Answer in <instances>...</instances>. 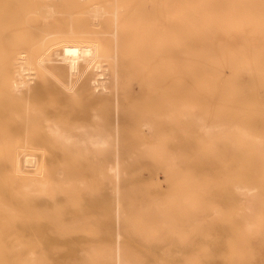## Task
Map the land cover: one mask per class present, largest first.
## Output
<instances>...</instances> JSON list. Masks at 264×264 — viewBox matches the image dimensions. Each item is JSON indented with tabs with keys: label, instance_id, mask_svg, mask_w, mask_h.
Returning <instances> with one entry per match:
<instances>
[{
	"label": "rangeland",
	"instance_id": "obj_1",
	"mask_svg": "<svg viewBox=\"0 0 264 264\" xmlns=\"http://www.w3.org/2000/svg\"><path fill=\"white\" fill-rule=\"evenodd\" d=\"M99 1L110 12L112 0ZM156 7L161 39L156 43L157 60H144L146 74L157 80L155 88L150 84L139 93L133 80L126 84L132 85L135 98L116 97L113 88L97 94L80 88L74 97L62 99V125L65 121L94 124L98 113L106 120L109 114L122 115L125 111L123 117L112 115L108 150L99 155L98 162L96 148L78 150L75 172L84 182L75 195L62 190L64 221L76 219L78 227V232L70 236L75 240L74 257L67 252V236L62 237L64 262H90L85 253L99 247L111 250L112 264H122L121 255L129 251L140 254L146 264H156L161 258L183 264L194 253L204 264H228L225 254L233 245L247 247V240L254 253L260 246L259 234L246 240L241 237L240 243L237 233L228 230L223 219L210 215L203 205L194 211L192 203L210 198L223 211L243 196L230 192L229 201L222 203L223 184L233 191L239 182L251 187L264 183L259 177L264 174V150H250L252 140H264V0H161ZM12 8L10 3L6 7L12 17L6 26L17 32L18 39L14 40L20 41L22 30L27 29L22 28L17 13L12 15ZM104 16L110 17L111 13ZM240 22L249 26L244 29ZM5 31L10 39V31ZM116 40L120 51L114 48L115 40L110 41V47L119 52L117 63H125L123 68L118 63L124 84L120 86H125V76L135 78L134 72L138 76L132 59L140 58V43L133 37ZM130 62L133 65L127 66ZM117 89L122 90L118 84ZM21 98L24 108L31 106L25 95ZM142 119L147 125L141 126V135L148 142H162V146H129L126 150L123 144L118 145L122 142L118 129ZM241 129L252 136H241ZM35 150L28 162L25 152L18 155V166L27 178L37 176L42 147ZM68 151L62 150V160L71 157ZM99 169L105 174L104 182L97 176ZM243 174L250 176L240 177ZM254 189L244 196L256 194ZM260 192L263 203L259 209L264 213V188ZM75 196L78 206H67ZM194 228L200 230L192 235ZM137 229L139 235L129 234ZM148 234L154 237L148 240ZM180 234L188 239L180 240ZM254 261L264 264V259Z\"/></svg>",
	"mask_w": 264,
	"mask_h": 264
},
{
	"label": "bare ground",
	"instance_id": "obj_2",
	"mask_svg": "<svg viewBox=\"0 0 264 264\" xmlns=\"http://www.w3.org/2000/svg\"><path fill=\"white\" fill-rule=\"evenodd\" d=\"M160 2L161 0H112L109 5L112 4L113 7L109 12L99 0H0V264H112L111 250L99 247L85 253L84 257L90 259V262L62 261V237L67 236V252L70 257H74L75 240L70 236L78 232L76 219L64 221L66 205L62 204V190H68L74 195L77 193L78 187L84 182L78 180L75 172L79 165L78 150L96 148L94 155L98 162L99 155L108 150L112 115L123 117L125 111L122 115L121 112L109 114L106 120L98 113L94 124L65 121L62 125V99L74 97L80 88H85L89 94L113 88L116 97L135 98L131 94L132 85L126 84L133 80L136 81L139 93L149 88L150 84L155 88L157 80L146 74L144 60H157L160 14L156 11V6ZM9 3L13 7L12 15L17 13L22 28L27 29L22 30L20 41L14 40L18 39L17 32L6 26L12 21V17L6 12ZM206 4L210 5L207 1ZM105 13H111V16L105 17ZM241 25L244 29L249 26L244 23ZM5 30L10 31V39ZM127 37H133L138 45L140 43V58L138 61L137 57L132 59L134 66H139L136 65L133 71L139 73L137 76L131 70L132 77H136L128 79L124 75L125 86H120L124 85L120 69L125 63L122 66L121 60H118L122 67L118 68L116 57L119 52L116 51L120 48H116V39ZM114 40L116 51L113 52L110 41ZM131 65L133 63L130 62L127 66ZM156 67L157 64L154 65ZM146 69L148 74H152L149 68ZM130 74L128 72L129 76ZM117 84L122 90L117 89ZM22 95H25L27 101L31 100V106L27 104L23 107ZM144 119L135 120L130 125L131 128L123 126L121 131L118 129V133L122 132L119 135L122 142L118 145L123 144L126 150L129 146H162L159 144L162 142H148L141 135V126L147 125ZM148 127L153 129L151 125ZM203 128L208 126L204 125ZM240 135L252 136L246 129H241ZM262 136L264 137L263 134ZM250 146V150H264V140H252ZM39 147L42 150L37 176L27 178L18 166V155L25 152V160L28 162V157ZM20 148L30 150H19ZM62 150H70L67 153H72L71 157L64 156L62 160ZM97 176L100 182L105 181V174L101 169L97 171ZM248 176L250 175H240ZM259 177L264 178V174ZM252 188L256 189V194L244 196ZM261 188H264V183L251 187L245 182H239L232 191L228 184H223L222 203L229 201L227 195L230 192L243 195L230 209L223 211L210 198L203 203L202 200L192 203L194 211L203 205L210 211V215L223 219L227 223V229L237 233L240 243L241 237L246 240L252 234L260 235L257 253L252 251V245L247 240V247L235 244L226 250L228 264H256L255 258L261 261L264 259V213L259 209L263 203L260 198ZM209 191L213 192L212 189ZM68 205L78 206L77 197L68 202ZM106 219L107 217L104 218ZM193 226L195 227V222ZM200 228L192 229L191 234L195 235ZM139 233L137 229L129 234ZM153 237L148 234L147 239L151 240ZM179 239L185 241L188 238L186 239L185 234H180ZM161 241L165 240L162 238ZM196 249L195 251H199ZM121 257L122 264H146L137 252L129 251L126 256L122 254ZM161 260L156 264L177 262ZM183 264L204 263L201 256L194 253Z\"/></svg>",
	"mask_w": 264,
	"mask_h": 264
}]
</instances>
